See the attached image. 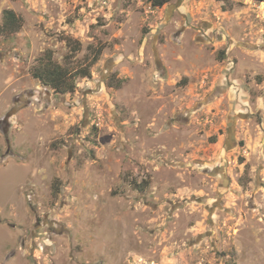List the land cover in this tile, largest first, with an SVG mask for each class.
Segmentation results:
<instances>
[{
  "label": "rangeland",
  "instance_id": "rangeland-1",
  "mask_svg": "<svg viewBox=\"0 0 264 264\" xmlns=\"http://www.w3.org/2000/svg\"><path fill=\"white\" fill-rule=\"evenodd\" d=\"M153 263L264 264V0H0V264Z\"/></svg>",
  "mask_w": 264,
  "mask_h": 264
},
{
  "label": "trees",
  "instance_id": "trees-1",
  "mask_svg": "<svg viewBox=\"0 0 264 264\" xmlns=\"http://www.w3.org/2000/svg\"><path fill=\"white\" fill-rule=\"evenodd\" d=\"M171 0H152V4L156 8H162ZM222 5L226 0H218ZM6 21L2 27L3 31L10 33L16 32L20 28V19L12 10L5 11ZM71 45V41H70ZM103 49H99L91 63L79 68H70L65 64H59L53 59L52 52H46L40 62L39 67L33 71V77L38 80L44 87H48L57 95L73 94L77 90L79 79H91L92 67L99 60ZM77 51V50H76Z\"/></svg>",
  "mask_w": 264,
  "mask_h": 264
},
{
  "label": "built area",
  "instance_id": "built-area-1",
  "mask_svg": "<svg viewBox=\"0 0 264 264\" xmlns=\"http://www.w3.org/2000/svg\"><path fill=\"white\" fill-rule=\"evenodd\" d=\"M153 264H155V263H153Z\"/></svg>",
  "mask_w": 264,
  "mask_h": 264
}]
</instances>
